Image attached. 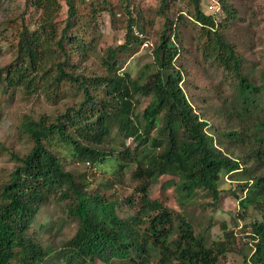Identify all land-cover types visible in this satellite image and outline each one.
<instances>
[{"label": "trees", "instance_id": "trees-1", "mask_svg": "<svg viewBox=\"0 0 264 264\" xmlns=\"http://www.w3.org/2000/svg\"><path fill=\"white\" fill-rule=\"evenodd\" d=\"M63 3L65 16L60 18V0H24L8 43L15 56L0 67V102L17 91L42 92L54 102L66 88L81 96L53 119L21 118L18 128L30 147L21 156L10 153L17 165L0 185V264H217L233 250L236 234L220 222L223 237L208 244L204 234L212 216L203 223L190 208L199 204L202 212L215 211L225 192L220 188L225 175L237 182L231 191L238 205L235 223L249 219L245 226L255 249L250 260L264 264V76L256 84L243 70L240 50L224 36V22L235 17L229 1H217L218 13L205 12L200 0H185L187 7L177 0H158L154 11L135 0ZM102 11L111 24L122 23L124 40L100 54L103 72H82L81 62L99 55ZM27 12L40 16L34 20ZM156 16L160 29L152 63L135 76L120 70L126 60L120 54L133 53L148 40ZM181 20L200 26L202 56L233 85L230 110L238 128L224 131L188 100L181 85L187 72L175 64ZM141 96L149 102L139 112ZM127 139L133 146L126 145ZM232 140L237 148L229 146ZM63 150L91 166L113 159L117 174L134 164L131 177L138 182V194L125 200L134 213L120 216L115 193L89 186L88 173L67 169ZM163 176L169 177L162 186L172 188L178 210L149 193L151 183ZM49 199L62 205L65 215L40 228L49 232L62 230L67 222L75 226V233L57 245L29 232ZM153 251L158 252L154 262Z\"/></svg>", "mask_w": 264, "mask_h": 264}, {"label": "rangeland", "instance_id": "rangeland-1", "mask_svg": "<svg viewBox=\"0 0 264 264\" xmlns=\"http://www.w3.org/2000/svg\"><path fill=\"white\" fill-rule=\"evenodd\" d=\"M140 2L148 11H154L158 0H135ZM218 0H200L202 9L207 13H214L219 9ZM235 17L225 21L223 33L227 41L240 50L243 57V70L248 76L259 84L264 76V0H228ZM24 0H0V67L5 66L14 58L15 50L10 44L12 36L16 30L15 17L20 14L24 5ZM62 8L60 18L65 16L66 6L63 0H60ZM182 7H187L185 0H177ZM186 10V8H183ZM219 10L217 11V13ZM31 13V14H30ZM181 13V12H180ZM184 15L186 16L185 12ZM30 15L31 19L37 20L39 12H27L26 17ZM13 19V23L7 21ZM156 22L153 25L151 34L147 36L149 45H139L133 53H121L120 57L126 60L120 70L126 69L135 76L138 70L146 63H152V48L157 39L160 29L159 17H155ZM98 23L101 31V38L98 42L97 53L99 55H90L89 58L81 62L82 72L100 73L103 67L100 63V54H103L109 47L119 45L124 40V27L121 22L115 25L111 24L109 14L102 11L98 15ZM198 24H191L187 20H181L177 24L178 38L180 42V52L176 56L175 64L186 70L182 80L184 92L196 111L209 122L217 124L224 131L231 127L238 128L239 122L232 115L230 110L231 98L233 94V85L228 78H225L221 69L213 66L203 56L198 45ZM176 39V38H174ZM80 94L73 88H66L62 98L54 102L47 98L42 92L24 94L17 91L11 98L3 99L0 102V185L8 180L9 174L17 165L16 160L11 156V152L18 155L25 154L30 142L18 128L23 115L34 119L46 117L53 119L54 115L62 112L69 104L79 101ZM149 102L147 97H139V112L143 110ZM117 143V139L115 140ZM227 143V139H225ZM115 143V142H114ZM233 145L236 143L232 140ZM126 145L133 146L131 139L126 140ZM228 146V145H226ZM236 150V149H234ZM67 159V169L76 173H88L90 181L89 186L99 187L106 194L115 193L118 200L117 213L126 217L134 213L135 208H131L125 202L129 195H137V180L132 179L131 170L134 164L125 167L120 174H117V162L113 159H107L103 163L92 165L87 161L75 160L63 150ZM163 176L157 181L151 183L149 193L151 197L158 198L169 207L178 210L175 199V193L170 186L163 188V181L168 179ZM237 182L231 181L227 175L220 181L221 192L218 208L213 211L207 209V212L201 210L196 204L190 209L194 217L206 223V216H212L213 224L209 233L204 234L207 243L212 240L223 237V231L220 222H224L236 234V243L233 250L228 251L222 256L217 264H254L250 257L254 253V243L250 238V228L245 226L249 219L241 220L238 218V224L235 223L234 216L238 213V205L231 191L236 187ZM230 190V191H229ZM227 191V192H226ZM201 198L198 199V203ZM65 210L62 205L56 204L52 199L45 202L37 219L34 221L30 231H36L38 238L47 243L53 242L56 245L61 240L70 238L75 233V226L67 222L62 230L53 227L50 231L40 228V224L52 225V221L62 218ZM246 227V228H245ZM157 251L152 252L151 261L157 259Z\"/></svg>", "mask_w": 264, "mask_h": 264}, {"label": "built area", "instance_id": "built-area-1", "mask_svg": "<svg viewBox=\"0 0 264 264\" xmlns=\"http://www.w3.org/2000/svg\"><path fill=\"white\" fill-rule=\"evenodd\" d=\"M133 31L138 37H142V38L144 37V34L136 27L133 28ZM149 44H150L149 40H145L142 45L148 46Z\"/></svg>", "mask_w": 264, "mask_h": 264}]
</instances>
